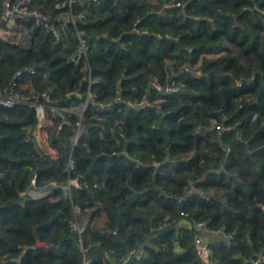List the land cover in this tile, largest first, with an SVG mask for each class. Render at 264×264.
I'll use <instances>...</instances> for the list:
<instances>
[{
	"label": "trees",
	"instance_id": "trees-1",
	"mask_svg": "<svg viewBox=\"0 0 264 264\" xmlns=\"http://www.w3.org/2000/svg\"><path fill=\"white\" fill-rule=\"evenodd\" d=\"M58 1L65 0L34 5L56 14ZM73 13L85 19L60 27L59 41L26 22L17 30L20 43L0 40V88L30 65L36 73L21 90L48 91L75 109L88 89L94 95L77 145L80 114L61 111L53 119L56 157L32 137L31 106L0 105V223L7 235L0 226V264H116L133 250L145 252L138 264H205L197 221L231 236L208 241L213 259L254 264L264 254V0H82ZM78 31L90 45L80 65L71 61ZM174 79L179 90L165 91ZM118 88L123 99L147 97L150 105L119 104ZM73 89L83 95L68 101ZM93 99L109 103L98 117ZM217 125L230 129L204 137ZM78 174L87 185L66 193L62 186ZM33 178L37 187L59 186L21 203ZM75 205L92 219L82 236L71 226Z\"/></svg>",
	"mask_w": 264,
	"mask_h": 264
},
{
	"label": "built area",
	"instance_id": "built-area-1",
	"mask_svg": "<svg viewBox=\"0 0 264 264\" xmlns=\"http://www.w3.org/2000/svg\"><path fill=\"white\" fill-rule=\"evenodd\" d=\"M39 0H4L3 5L0 8V40L5 43H19L18 39L15 38V31L18 30V27L22 23H33L37 27H41L48 34L53 36L56 41L61 39L60 27H65L68 24L77 26L78 23L82 22L85 19L83 13L74 14L73 8L76 4L81 3L82 0H65L58 1L56 3V9L59 11L56 14H51L49 12L43 11L40 8L34 5L35 2ZM181 5L182 3H177ZM68 9V11L66 10ZM137 31H140L137 29ZM145 32V31H143ZM78 40L79 47L76 52L71 56V61L76 65H80L82 60H84L88 54L90 45L87 38L84 36L83 32L78 31ZM184 70L191 71L192 69L189 66H185ZM36 73V68L30 65L20 67L15 70L9 86L5 88H0V105L7 108L13 109L20 105H29L31 106L36 113L37 122L32 131V137L36 142V145L46 156L49 154L57 155L56 149L50 143V130L54 125L53 119L57 115H61L62 112H72L76 111L80 114V119L75 123L77 131L74 136V144L77 145L79 142V136L82 130L83 125V114L89 99L85 103H82L78 108L70 107L68 105H59L58 101L53 97V95L48 91H43L41 93H35L34 90L30 89L28 91L21 90V86ZM175 77L179 75V72L173 71ZM197 76H201V71L199 68H196ZM89 87L93 83L91 76L89 77ZM179 80L174 79L166 88L165 91L169 93H174L179 90ZM241 85V83H240ZM156 87L159 90H164V87L156 83ZM88 95L92 94L91 89H88ZM83 95L81 89L70 90L65 96L68 101L73 100L76 97L81 98ZM94 97V95H93ZM92 97V98H93ZM115 101L119 104L123 103L131 108L142 109L143 107H148L150 105L149 99L147 97L140 103H135L131 100H126L122 98L121 90L118 88L115 96ZM95 110L97 111L95 117H98L109 104L108 102L98 101L96 99L92 100ZM66 123V117L63 115L62 120L60 121L58 128L63 126ZM230 127H225L222 125L215 126L212 130L204 131V137H211L217 134H222L223 131L229 130ZM51 157V156H50ZM56 157V156H54ZM142 163L136 161V166L140 167ZM154 165L159 168V163L154 162ZM174 168L177 166L176 163L173 164ZM76 170V161L74 158H70L68 171L72 173ZM6 173L0 169V177L4 176ZM82 175H77L75 177L70 176L68 182L62 187L66 193H71L72 187L82 188L84 185H87V181L84 180L81 182ZM59 185L56 183H50L43 187H37L35 184V178L32 179L31 185L27 188L26 191L22 192L28 198H37L43 195H46L54 188ZM97 186V184H96ZM74 212L76 214L75 220L71 221V226L78 230L80 236L85 232L86 228L91 224L92 219L84 214L83 209L75 205ZM182 216H187L188 212L180 211ZM174 221L168 222V225L173 224ZM188 224V223H187ZM194 227L197 231L195 236V244L198 256L201 261L205 264H221L216 259H213L214 253L210 248L208 239H206L201 232H210L212 234L221 233L222 237L230 238L231 236L225 233L224 231H209L206 228V223L204 221H197L194 223ZM213 241V240H212ZM113 253V252H112ZM134 254V255H133ZM145 252L144 250H133L131 254L123 259L115 260L116 264H127L132 256L137 260L133 262L138 264L139 259L143 258ZM114 255V254H113ZM264 260V254L258 258L254 264H259ZM83 264H90L89 259H84Z\"/></svg>",
	"mask_w": 264,
	"mask_h": 264
},
{
	"label": "crops",
	"instance_id": "crops-1",
	"mask_svg": "<svg viewBox=\"0 0 264 264\" xmlns=\"http://www.w3.org/2000/svg\"><path fill=\"white\" fill-rule=\"evenodd\" d=\"M23 36L24 35L22 32L15 31V38L16 39L20 40L21 37L23 38ZM26 83L30 84L31 81H27ZM27 85L25 84V86H27ZM86 101H87V99H86ZM28 199L25 195H23V193H21L20 199H19L21 201V203H25ZM202 235L208 240H211V237L214 238L213 241H220V240L224 239V237H222L221 233L212 234V233L207 231L206 234H202ZM178 251H180V250L178 249Z\"/></svg>",
	"mask_w": 264,
	"mask_h": 264
},
{
	"label": "rangeland",
	"instance_id": "rangeland-1",
	"mask_svg": "<svg viewBox=\"0 0 264 264\" xmlns=\"http://www.w3.org/2000/svg\"><path fill=\"white\" fill-rule=\"evenodd\" d=\"M151 2H153L154 4H156V3H159L160 0H151ZM164 7H165V5H164ZM164 7H162V10H163ZM21 39H22V37H21ZM21 39H20V40H21ZM20 40L18 41L19 43H20ZM197 77L200 78V76H197ZM153 82H156L157 84H159L158 81H154V80H153ZM92 97H93V93L90 94V95L87 94V98H88L89 100H90ZM40 150H41V149H40ZM43 154H44V152H43ZM44 155H45V154H44ZM57 155H58V154H57ZM57 155H53V154L50 153V154H49V157H50V156H51V157H54V156H57ZM30 185H31V184H30ZM30 185H29V186H30Z\"/></svg>",
	"mask_w": 264,
	"mask_h": 264
},
{
	"label": "water",
	"instance_id": "water-1",
	"mask_svg": "<svg viewBox=\"0 0 264 264\" xmlns=\"http://www.w3.org/2000/svg\"><path fill=\"white\" fill-rule=\"evenodd\" d=\"M0 226H1V229H2V232H3L4 236L7 237V235L5 234V231H4L3 224L0 223ZM201 233H202V234H206V232H204V231H202ZM213 239H214V238L211 237V240H213ZM10 242H11V244H13V246H15V247H19V245L16 244V243H14L12 240H10Z\"/></svg>",
	"mask_w": 264,
	"mask_h": 264
}]
</instances>
